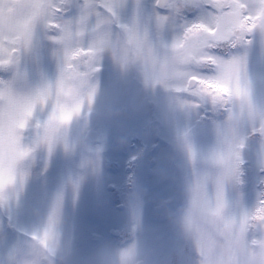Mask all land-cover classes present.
Instances as JSON below:
<instances>
[{"label": "rangeland", "instance_id": "374dc122", "mask_svg": "<svg viewBox=\"0 0 264 264\" xmlns=\"http://www.w3.org/2000/svg\"><path fill=\"white\" fill-rule=\"evenodd\" d=\"M33 2L34 0H0V5L7 4V7H0V30L13 33L15 40L22 38L24 25L32 13V9L25 5ZM69 2L78 6L85 0ZM91 2L98 5L111 0ZM118 2L129 5L135 0ZM155 2L156 0H152L154 13L151 23L158 30V47L143 48L138 56L129 54L126 65L120 59L123 56L122 50L117 53V57L112 54L114 62L110 68L101 59L97 64L99 71L94 77L98 89L90 110L85 100L83 113L79 117L81 120L75 121L79 118H74L62 130L65 139L59 143L64 146L66 140L67 151L75 152L78 148H83L88 153L81 169L74 173L68 172L54 186L44 190L40 210L28 224L22 222L21 215L24 194L30 193L35 187L33 178L25 175L22 187L17 183L16 188L0 194V243L7 242L10 257L18 264H261L264 261V248L260 244L264 241V221L255 218L256 209L264 207V192L260 193V190H264V171L261 172V169L264 170V143L255 142L250 145L249 140H244L247 149L241 150V183L234 181L227 186L228 208L225 214L236 217L238 223L234 231L237 234L243 228L247 251L236 240L228 247V241L216 226L198 219L197 224L203 233L202 252L201 246L197 244V234L195 231L190 232L185 226V215L191 206L193 188L197 181L207 177L208 189L210 185L213 187L211 195L214 196V177L210 170L217 169L213 163L217 148L211 146L209 141L217 138L221 141L222 134L227 129L229 113L225 119L214 122L211 127L200 129L195 125L197 118L209 106V100L202 101L200 106L199 103L169 92L185 89L192 76L214 79L216 72L207 62L179 64L174 59L171 45L173 41L182 38L185 24L206 19L207 13L215 12L216 9L209 0H170L166 5L173 7L165 6V11L160 13L155 8ZM246 2L254 4L257 0ZM177 6L179 14L175 11ZM99 11L103 13L105 10L99 8ZM157 13L169 17L163 27L156 22ZM177 19L181 24L179 31L173 23ZM46 31L54 35L53 29L46 28ZM49 42L55 44L52 40ZM225 48L227 46L221 49ZM7 50L11 52V49ZM54 50L55 48L51 49L50 53L53 54ZM205 51L213 57L224 59L235 54L231 52L229 55H218L213 48H205ZM247 53V78L251 83L256 112L255 127H258L260 115L264 114V42L259 33L248 46ZM12 55L17 57L15 53ZM0 56H5L6 59L7 53L0 52ZM0 64L4 66L3 63ZM7 65L13 68V78L5 85L9 108L0 114V177L7 168L19 178L24 162L33 152L20 158L15 150L17 142L28 147L22 143L23 136L28 131V123L23 129L18 126L21 103L15 83L21 76L17 72V64ZM207 67L213 71H209ZM159 84L161 86L157 87ZM151 101H156L157 104L153 105ZM182 102H187L190 106L184 107ZM211 106L217 107L213 104L209 107ZM230 110L234 116H238L240 104L231 102ZM151 120L155 122H150ZM191 123L197 129L193 133L191 145L194 148L191 157H185L189 165L178 162L184 164V177L166 164L162 172L157 170L155 176L149 179L145 173L143 175L142 169L137 176L136 166L134 169L128 166L127 159L143 156L147 152L142 150V144H137L134 149L129 148L131 136L138 137L142 131L150 133L154 129L151 139L158 134L174 138L185 127H190ZM243 127L246 128L245 134L251 136L253 124L248 119L247 105L244 106ZM89 128L100 129L105 140L99 145H91L85 138ZM139 138L141 143L147 142L146 139ZM153 141L152 139L151 143ZM173 142L177 145L175 140ZM149 159L146 158V163ZM244 159H248L247 164ZM114 160L120 163L118 170H105ZM138 163L139 160L136 165ZM51 167L50 159L48 168ZM189 173L187 178L186 174ZM47 175L48 170L42 169L39 183L46 184ZM80 177L83 178L78 188H74V182ZM128 183L135 185L131 194L122 190ZM109 184L118 190L112 191L108 188ZM146 187L150 188L148 194L143 192ZM61 194L62 213L49 236L48 250H45L39 244V238L43 237L49 212ZM119 203L124 204L122 209H117ZM245 211L248 213L247 221L240 223ZM222 228L221 224L220 229ZM110 229H119L120 236L113 238Z\"/></svg>", "mask_w": 264, "mask_h": 264}, {"label": "snow or ice", "instance_id": "6c2138e0", "mask_svg": "<svg viewBox=\"0 0 264 264\" xmlns=\"http://www.w3.org/2000/svg\"><path fill=\"white\" fill-rule=\"evenodd\" d=\"M209 2L216 11H209L206 19L183 26L182 38L173 41L171 45L174 59L181 65L207 62L213 66L216 72L215 78L199 79L198 87L193 91V95L199 97L201 101L210 98L214 106L238 102L240 113L238 116H234L229 110L227 129L222 134L220 146L214 153L213 163L218 170L212 180L215 188L214 196L209 194L207 177L197 181L193 188L191 206L185 215V226L190 232L195 231L197 234V244L201 246L202 252L203 233L197 224L198 219H204L216 226L228 241V247L231 246L233 240H236L241 243L242 249L247 251L243 228L237 234L234 227L238 221L235 216L226 215L225 210L228 208L227 186L234 181L241 183L239 175L240 166L243 163L241 150L245 146V133L242 132L245 105L248 107V119L253 124V132H259L260 136L264 138V114L260 115L259 127H255L256 112L252 101L251 83L247 78V46L252 43L248 36L259 33L262 42H264V0H257L254 4H249L246 0H209ZM156 3L160 7H173L162 5L160 0H156ZM25 7L32 9V13L24 25L22 38H17L16 42L19 43L22 40L25 49H30L34 40V31L43 23L47 28L53 29L57 33L50 39L55 44L64 46L63 66L56 82V101L43 126L42 142L47 144L48 151L51 153L55 145L65 139L62 130L74 118H79L82 115L85 100H87L90 110L98 89V83L94 82V77L95 73L99 71L97 64L102 59V53L106 49H111L113 56L117 57V50L110 43L107 35L108 29L105 27V25H110L111 21L107 17L101 19L103 13L99 11V8H103L108 17L115 19L127 10L129 5L120 4L118 0L101 2L98 5L93 4L91 0H85L78 6H73L69 0H34L33 3L25 5ZM132 7L134 22L138 25L143 12L140 0H135ZM175 11L179 14V6L175 8ZM61 12L70 13L69 18L61 17L58 21L56 17ZM155 18L161 27L169 19L168 16H160L159 13ZM124 27L127 31V26ZM89 32L94 36L92 47L87 50L69 49L73 40H79ZM133 42L136 43V47L132 53L138 56L147 42V33L143 39L140 38L138 31L132 33L129 43ZM221 43H228L233 48L244 47L245 50L226 59L213 57L205 51V48L211 49ZM17 51L16 48L11 49V52L3 49L2 52L7 53V58L0 63L18 65L19 58L12 55ZM122 51L123 56L120 59L122 64L126 65L129 51L127 48ZM57 54V50H54L53 55ZM85 56L87 59H82ZM177 75L184 74L177 73ZM191 80H197V77L192 76L190 82ZM50 96L51 85H48L45 92L39 93L34 98H28L21 104L18 119L20 129L26 127L29 118L33 115L36 103L46 104ZM182 106L189 107L190 105L187 102H182ZM64 146L67 150L66 140ZM15 150L20 158L27 157L34 151L33 148L24 147L19 142H17ZM189 151L190 153L192 151L191 145H189ZM82 178L80 177L74 182V188H78ZM24 180V173H21L17 178L15 173L6 168L4 175L0 177V194L16 188L17 183L22 187ZM62 200L61 194L49 212L43 237L39 238V244L44 246L45 250H48L49 236L62 213ZM247 218L248 213L245 211L240 223H246ZM255 218L264 221V207L256 209ZM221 224L223 225L222 229H220ZM260 244L264 248V241H261Z\"/></svg>", "mask_w": 264, "mask_h": 264}, {"label": "clouds", "instance_id": "9594fccd", "mask_svg": "<svg viewBox=\"0 0 264 264\" xmlns=\"http://www.w3.org/2000/svg\"><path fill=\"white\" fill-rule=\"evenodd\" d=\"M141 8L143 9L140 17L139 24L134 22L133 3H129V7L118 18L108 17L107 13L103 12L101 19L107 17L111 21L110 25H105L108 29V39L110 43L115 47L117 53L127 48L129 54L136 47V43H129L132 33L137 32L141 39L147 33V42L143 48L158 47V30L151 23L154 13L152 0H145L141 2ZM0 7H7V4H2ZM70 13L61 12L57 14L56 19L60 21L61 17L64 19L69 18ZM177 30L181 26L180 20L177 19L173 22ZM127 26L128 30H125ZM46 26L42 23L34 31V40L30 49H25L23 41L19 43L14 39L13 33H5L0 30V52L3 49L16 48L17 57L19 62L17 65V72L21 78L16 81L15 87L18 90L20 103L22 104L28 98H34L39 93L45 92L48 85H51V96L48 98L46 104L36 103L33 115L28 120V131L23 136L22 143L29 148H33V155L24 162L22 166V173L30 176L34 180V189L30 193H25L23 197V209L21 220L24 224L32 222L41 207V200L44 190L47 187L54 186L57 181L65 176L68 172L79 171L88 153L83 148H78L75 152H69L61 143H57L51 153L48 151L47 144L42 142V136L44 133V123L48 120L53 105L56 101V82L60 75L61 67L63 66L64 46L52 44L49 41L50 37L56 35H50L46 31ZM94 36L89 32L79 40H73L69 45V49L81 48L84 50L93 46ZM55 48L57 55L50 53V50ZM5 56H0V61L4 60ZM87 59V57H82ZM102 59L105 64L110 68L111 63L114 62L112 51L109 49L102 55ZM13 78V71L6 69L0 72V114L6 112L9 108V100L5 91V85H7ZM246 128L242 127V132L245 133ZM221 141L217 138L214 141H209L211 146L218 148ZM131 148V144L128 146ZM52 161L51 169L48 168L49 161ZM48 170V175L45 178L46 184L39 183L38 178L41 175V170ZM213 177L217 174V169H211ZM140 170H136V175L139 176ZM134 184H126L122 189L124 192L131 194L134 190ZM209 194H212L213 187L209 186ZM233 197H235V191H233ZM0 264H18L17 261H13L9 254V246L7 242L0 243ZM264 264V261L261 262Z\"/></svg>", "mask_w": 264, "mask_h": 264}, {"label": "flooded vegetation", "instance_id": "af4514ba", "mask_svg": "<svg viewBox=\"0 0 264 264\" xmlns=\"http://www.w3.org/2000/svg\"><path fill=\"white\" fill-rule=\"evenodd\" d=\"M156 4V2H155ZM155 8L157 10H159L160 13H163L165 11V7L162 9H159L155 6ZM257 34H249L248 39H251L252 42L254 41L255 38H257ZM227 44V45H226ZM225 46H227V48L225 49H221L224 48ZM249 46V45H248ZM247 46V48H248ZM213 51L216 52L218 55H229L231 52L234 53H239V52H243L245 49L244 47H239V48H233L231 47L230 44L225 43L224 45H218L216 47H212ZM15 56H17V54L15 53ZM6 69H11L13 71V68L10 65H6L4 64L1 65L0 64V72H3ZM206 69L209 70V68L207 67ZM214 69V67H213ZM209 71H213L212 69ZM191 79V78H190ZM200 78L197 77V80H189L187 87L185 89H174V92H169L170 94H174L175 96H178L179 98H183V99H187L190 102L196 103L201 106L202 101L200 100L199 97L194 96L193 95V91L198 87V80ZM95 80V79H94ZM139 85L141 84V82L138 83ZM161 86V84H159L157 87ZM145 88V87H144ZM162 90V89H161ZM149 93V92H148ZM210 104L209 106L212 104L211 99L208 98ZM151 103L153 105H156V101L155 103L153 101H151ZM152 106V105H151ZM195 106V105H194ZM208 106V107H209ZM230 106H231V102L225 104V105H217V107H206L203 110V114L201 115V117L197 118V121L195 122V125L197 127H201L200 129L203 128H208L213 126L214 122H220L223 119H225L229 113L230 110ZM155 108V107H153ZM126 110V108H125ZM124 110V111H125ZM81 119L79 118L78 120L75 121H80ZM150 122H155V120H151ZM259 127V126H258ZM257 127V128H258ZM92 128H89V130ZM93 129H97V128H93ZM197 128L194 127L193 123H191L190 127H185V129L179 134L174 136V138L172 136H165V135H154V137L152 138L154 141L153 143H151V137H152V132H144L142 131V133L138 134L136 137L131 136L129 138V140H131V149H134L137 147V144H142L144 151H147L144 153L143 156H132L131 159H127V164L128 166H131V168H135V170L139 169V170H143V175L144 173L146 174V177L152 178L153 176H155L156 171H163V167L166 165H168L171 169L177 171L179 173V175L181 177L185 176L184 170L182 167H184V164H178V162H183L185 164L186 163V158L185 157H191L190 154H192V151L190 153L189 151V145H191V143L193 142V133ZM100 130V129H97ZM147 131V130H146ZM252 133L251 136L248 137V133L245 134V140H249V144H255V142H259V143H264V138H262L259 134V132H253V130L251 129ZM88 132V131H87ZM86 132V134H87ZM86 134H85V138H86ZM140 137H142V139H146L147 142L145 143H141L140 141ZM87 140V139H86ZM173 140H175V143H177V145H174ZM102 143V142H101ZM91 145H99L98 144H92ZM194 147L191 145V149H193ZM245 149H247V145L244 146V148L242 149V151H244ZM168 151V152H166ZM146 158H150L149 161L146 163ZM139 160V163L136 165V161ZM165 160V162H163ZM245 163H248V159H244ZM164 163V165H162ZM119 161L118 160H114L111 166H106L105 170L108 171H114V170H118V165H119ZM189 165V164H187ZM186 165V167H187ZM81 169V168H80ZM199 171V170H198ZM264 171L263 169H261V172ZM142 172V171H141ZM262 174V173H261ZM187 178L190 175L186 174ZM198 175V173H197ZM130 182V180L128 181ZM182 182V188L184 185V179L182 178L181 180ZM131 184V183H128ZM139 187V186H138ZM185 188V186H184ZM145 194H148L150 192V188L146 187L143 191ZM264 190H260V193H263ZM260 202L262 203V198L260 199ZM120 204V203H119ZM117 205V204H116Z\"/></svg>", "mask_w": 264, "mask_h": 264}, {"label": "water", "instance_id": "95a60500", "mask_svg": "<svg viewBox=\"0 0 264 264\" xmlns=\"http://www.w3.org/2000/svg\"><path fill=\"white\" fill-rule=\"evenodd\" d=\"M170 0H160V3L162 5H166ZM156 7L159 9H162L163 7H160L157 5L156 3ZM125 110V108H124ZM86 139L88 140V142L92 143V144H96V143H101L105 140V135L103 134V132L101 130H97V129H90L88 130L87 134H86ZM119 208H122V206H118ZM111 233L115 236L119 235V230H115L112 229Z\"/></svg>", "mask_w": 264, "mask_h": 264}]
</instances>
